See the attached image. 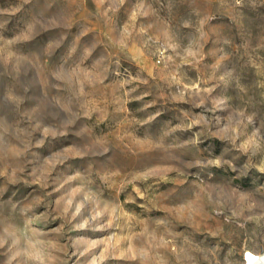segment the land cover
<instances>
[{
    "label": "rangeland",
    "instance_id": "rangeland-1",
    "mask_svg": "<svg viewBox=\"0 0 264 264\" xmlns=\"http://www.w3.org/2000/svg\"><path fill=\"white\" fill-rule=\"evenodd\" d=\"M264 254V0H0V264Z\"/></svg>",
    "mask_w": 264,
    "mask_h": 264
},
{
    "label": "bare ground",
    "instance_id": "bare-ground-1",
    "mask_svg": "<svg viewBox=\"0 0 264 264\" xmlns=\"http://www.w3.org/2000/svg\"><path fill=\"white\" fill-rule=\"evenodd\" d=\"M248 264H264V254L262 255H253L248 254Z\"/></svg>",
    "mask_w": 264,
    "mask_h": 264
}]
</instances>
